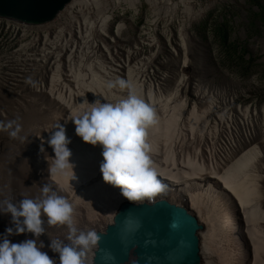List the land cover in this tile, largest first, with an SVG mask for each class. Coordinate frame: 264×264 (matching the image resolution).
<instances>
[{
    "label": "rangeland",
    "instance_id": "1",
    "mask_svg": "<svg viewBox=\"0 0 264 264\" xmlns=\"http://www.w3.org/2000/svg\"><path fill=\"white\" fill-rule=\"evenodd\" d=\"M118 2L122 4L120 9L117 10L120 14L118 22L124 20L127 23L129 36L131 37L129 40L124 35L125 24L114 22L107 12L111 5L114 7L111 10H116L111 0L77 1L78 8L84 9V13L89 9L94 11V8L100 11L98 26L95 22H91L90 29L86 32L89 34L88 39H92V45L89 44L87 50L83 49L81 52L78 49L73 50V47L77 46L76 42L82 43L81 40L80 42L76 40L84 32L81 24L80 28L65 24L64 30L66 32L56 31L54 34H48L49 38L46 40L43 35L39 34L41 33L39 30L29 29L28 26L23 27V25L17 31L6 28V26L0 31V80L2 78V84H0V125L6 126L9 121H15L20 125L16 137L9 135L12 129L1 128V126L0 135L7 133L19 145L24 143L25 140L38 142L36 146H33L31 154L27 149L21 150L18 146L16 152L18 159L10 162L8 167L19 172L25 164L24 158L26 156L34 157L38 166L41 167V159L45 154L49 153L51 156L54 154L52 148L47 144L51 132L49 136L43 134L48 129V123L51 122V119L60 117L59 123L64 125L66 117L54 113L52 118L46 113V107H36L43 103L47 97L46 92L44 89L36 92L32 88V82L25 78L33 75L34 70H38L39 74L44 71L48 76L50 75L49 69H45L43 65L47 63H41L39 59L30 56L36 55L33 53L42 50L44 45L52 47L50 41L54 39L53 36L63 37L65 34V38L61 40L62 42L59 41L53 44L55 45L53 57H56L58 53V62L62 65V75L67 72L66 76H71V74L73 76L75 75L74 69L78 73L77 67H80L78 61H81L83 55L86 56L83 61H88V65L93 68L99 64L100 60H103V62L109 60V64L115 67V75L122 79H124L126 73L121 66L125 65L128 68V66L132 67L138 63L146 66L144 76H153L156 79L161 76L157 88L147 97V103L151 105L155 113V123L147 129V151L152 166L156 169L162 184L161 191L154 198L162 197L165 188H173L176 190V196H171L170 199L174 202L183 203L197 216L208 248L203 264H217L215 262L216 242L220 239L221 232L224 229L228 230L235 238L239 247L249 248L248 264H263L264 241L259 236L264 231V222L256 220L255 211H252L251 214H245L242 218L237 212L238 206L260 200L257 199L261 197L259 186H232L228 181L211 180L208 178V174H205L201 167L196 164L198 158L208 156V151L205 150L208 146H201V133L203 130L201 120L214 103L213 83L215 80L216 83H220V73L216 74V78H212L211 81L200 80L197 84V90L205 95L206 100L192 112L187 133L180 134L175 129L174 114L180 102L178 87L183 80L185 64L184 60L174 59L181 54L179 49L181 42L184 52L190 49L195 31L204 44L208 43L210 45L209 48H211L213 56L209 60L213 61L212 64L222 71L227 70L231 77L240 79V83L243 81L245 87L239 90L246 91V101L253 104L264 102V0H247L245 6L237 1L240 5L235 7L226 6L222 3L209 4L206 12H204L206 14L198 22L192 23V28L191 24L185 23L190 18L188 16L190 12L182 4L177 8V11L170 6L164 7L162 11L158 8V12H161L160 19H158L159 17L155 16L157 14L156 6H154L157 3L156 0H120ZM255 5H259L260 9L255 8ZM80 14L78 17L84 16L81 12ZM177 14L183 15L182 20L184 21L179 20L176 17ZM72 18L70 21L73 20ZM73 24L75 25L77 22ZM74 37L76 39L72 40ZM117 41L125 43L115 49V45L119 43ZM113 42L115 44H111ZM139 42L141 44L136 46ZM69 65H73L75 68L73 69ZM23 66H32V71L24 75L23 73L28 71L24 70ZM90 71L93 73L92 69ZM138 71L135 70L134 74ZM205 76L210 77L209 73H205ZM229 90L230 88L226 87L223 93L225 94ZM238 99H236L237 103H242V100ZM220 100L215 105L218 111L221 107L219 105ZM31 111L32 113H30ZM25 115H28V118L31 119L28 124L23 123L26 118ZM242 115L248 116L247 109L242 110ZM217 119L224 127L227 126V119L221 121L222 118H218L215 113L210 120V125L213 126ZM232 120H235L234 116H232ZM218 121L215 127L218 125L216 129L219 131L221 124H218ZM228 121L231 124L230 120ZM251 123V127L255 125L254 121H251ZM33 124L35 125L33 126ZM233 125L235 124L233 123ZM25 126H33V128L21 132ZM36 126L41 135L37 133ZM70 126L73 128L75 125L72 123ZM14 127L15 125H13ZM64 127L66 131H69L65 125ZM207 128L208 126L205 130ZM231 129L232 132L235 130L234 127ZM258 136L261 137V147H264V132L258 134ZM79 138L73 129L70 140L72 144H78V146L75 151H71L72 156L70 158H72V162L78 159L81 168H84L87 172L90 171L89 169L95 158H91L89 155L92 151L89 152L91 146L87 145L80 149ZM82 142L84 141L82 140ZM36 148H38L37 152L35 151ZM41 148H43V151H41ZM261 152L264 155V150H261ZM154 163L156 165L160 164V166L157 168ZM74 165L77 166V162ZM175 168L185 169L200 176L193 178L194 181L181 180L176 182L175 185L162 180L161 177L166 174L167 170L174 172ZM74 169V171H78V167ZM251 170L252 168L246 169L245 172L249 173ZM262 180L264 182V179ZM99 183L100 179L89 185L86 191L84 190L83 196L91 198L86 208L96 207V196H93L92 189H95ZM73 186H71L72 190ZM68 190L70 189H67L66 192ZM66 192H63L61 196H64ZM76 199V197H71L69 203L73 204ZM254 208L256 209V206ZM76 210L77 208H73L72 213L75 214ZM77 224L74 225L77 227ZM65 226L55 225L54 227L56 232H60L65 230ZM240 255H243L241 250Z\"/></svg>",
    "mask_w": 264,
    "mask_h": 264
},
{
    "label": "trees",
    "instance_id": "2",
    "mask_svg": "<svg viewBox=\"0 0 264 264\" xmlns=\"http://www.w3.org/2000/svg\"><path fill=\"white\" fill-rule=\"evenodd\" d=\"M118 1L120 0H111V2L115 5L116 10H111L114 8L111 5L107 12L111 15L114 22H122L125 24L126 28L124 30V35H126V38L129 40L131 37L129 36L127 23H125L124 20H119L118 22L120 14L117 10H119L122 5ZM211 4H215V2H212ZM208 5L203 9L200 15L195 13H192L191 16L188 15L190 18H193L190 19L188 17L189 20L185 23H188L189 25L191 24L192 28L193 24L198 22L200 18L206 14H204V12H206ZM154 6H156L155 9L157 13L155 16L160 19L161 12H158V8L160 10L161 8L156 4ZM74 10L77 16V24L75 25L73 23H64L61 25L49 23L45 25H28V27L29 29L32 28L39 30L41 32L39 34L43 35L46 40L49 38L48 34H54L56 31H65V24H69V26H77L78 28L82 25L84 32L80 34L79 39H76V37L72 39H76L79 42L81 40V44L76 42L77 46L73 47V50L78 49L81 52L83 49H86L89 44L92 45V39H88L89 34L86 32L90 29L91 22H95L96 26H98L100 22L98 20L100 11H97L94 8V11L89 9L84 13V9H79L77 4L75 5ZM80 12L84 14L85 18H83L84 16L78 17V15H81ZM176 17H178L179 20L184 21L182 20L183 15L177 14ZM23 27L26 26L23 25ZM53 37L54 39L50 41L52 42V47L44 45V48L40 50L41 52H35L33 54L36 55L30 56L35 59H39L41 63H47L43 65L45 69H49L48 71L50 72V75L48 76L44 71L39 74L38 70H34L35 72L33 75L26 77L25 79L32 82V88H34L36 92H40L43 89L46 92L47 97L43 103L40 104V106L37 105L36 107H46L47 112H45L52 118L54 113H58V116L62 115L63 117H66L64 125L67 130H69L66 131V135L69 138L71 137L72 130H75V126L73 128L70 126V124L73 123L71 120L72 114L78 108L87 106L81 105V102L84 100H87L89 103L94 102L97 99L101 100V102H107L106 100L109 102H116L119 99L125 98L131 90L147 102L148 95H151L153 91H155L157 84L161 80V76L157 79L153 76H144V69H146V66L141 63L132 67L128 66V68L123 65L121 67L126 73L123 79L126 81V86L122 88L118 84L114 83L118 79L122 78L115 75V67L112 66V64H109V60L108 62L100 60L99 64L95 65V68H93L88 65V61H83L85 60L84 57H86L83 55L81 61H78V65H80V67L77 65L78 73L75 72V67L73 65H69V67L74 69L75 75L72 76L71 74V76H66L67 72L62 75V65L58 62V53L56 54V57H53L55 49V45L53 44L59 41L62 42L61 40L62 38H65V34L63 37L56 35ZM66 39H64V41H66ZM117 42L119 43L118 45H115V49L125 43L123 41ZM111 44H115V42ZM140 44L141 42H139L136 46H139ZM209 47L210 45L208 43L204 44L202 39L196 35L195 31L193 43L191 44L190 49L184 52L183 44L182 42L180 43L179 49L181 54L174 60H184L185 65L183 70V80L178 87V97L180 102L178 103L174 114L175 129L180 134L187 133L192 112L197 107H200L206 100L205 95L197 90V84L200 80L211 81L212 78H216V74L220 73V83H216V80L213 83L215 92L214 103L204 114L201 120V124L203 126L201 133V146H208L205 149L208 151V156L198 158L196 164L198 167H201L205 174H208V178L211 180L228 181L232 186L249 187L258 185L261 197L257 199L260 200H255V202H248L244 205L238 206L237 212L240 218H242L245 214H251L252 211H255L256 220L264 222V182L262 180L264 179V155L261 152V150H264V147H261V137L258 136V134H262L264 132V102L253 104L252 102L246 101V91L244 92V90H239L244 89L245 87L243 81L240 83L241 80L234 78L233 76L231 77L227 70L222 71L217 66L213 65V61L209 60L212 59L213 56L211 48ZM84 65L86 66L83 67ZM23 69L28 71L23 73L26 75L32 71V66H23ZM80 69L83 73H81ZM91 69L93 70V73L90 71ZM135 70L139 71L134 74ZM205 73H209L210 77L207 78ZM81 74H83V76H81ZM109 83H113L114 86L109 88ZM0 84H2V78L0 80ZM226 87H229L230 90L224 94L223 91ZM188 92L189 94H187ZM238 98L242 100V103H237L236 99ZM218 100L221 101L219 104L221 105V107H219V111L215 106ZM243 109H247L248 116L242 115ZM30 113H32V111ZM214 113L218 116V118H222L221 121L227 119V126L225 127L217 119L218 124H221L219 131L216 129L218 125L215 127L217 121L213 123V126L210 125V120L212 119ZM232 116L235 117V120H232ZM24 117L26 118L23 123L28 124L31 122L28 115H25ZM59 118L60 117H56L53 120L51 119V122L48 123V129L45 134H43L44 136H49L50 131L55 130L53 127L59 123ZM204 119L206 120L205 122L203 121ZM228 120H230L232 126L235 128L233 132L231 129L233 127L229 124ZM251 121H254L255 123L252 127L250 126V124H252ZM233 123L235 125H233ZM34 125L35 124H33V126ZM0 126L1 128L5 127V125L2 124ZM33 126H25L21 132H26L27 129H31ZM206 126H208L207 130H205ZM35 129L37 130V126ZM37 133L40 134L39 131ZM77 137L79 138V136ZM79 139L80 149L87 145L91 146V148H89V152L91 150L92 151L89 155L91 158L94 157L95 159L93 161V165L89 169L90 171L85 172L86 170L84 168L82 169L81 164L78 163L79 160L75 159V162L73 161V163L77 162L78 164L77 166L74 165V168L78 167V171H74L75 174L69 172L67 175L61 173L50 175L48 167L49 164L52 163L54 154L51 156L49 153H46L41 159V167L38 166L34 157L26 156L24 158L25 164L19 172L11 170L8 165L13 160L18 159L16 153L17 147L20 146L21 150L27 149L29 154H31L33 146H36L38 142L25 140L24 143H20L19 145L18 142L12 139L7 133L0 135V200L7 198L15 202L20 200L22 195L34 198L39 197L41 194L40 189L44 184H48L50 189L55 190L58 195H61L63 192H66L67 189H70L67 191L69 193L66 192L63 197H65L68 201H70L69 199L71 197L77 198L73 204L71 203L72 208H77L75 214L72 213L73 223H78L77 227L84 230L91 217L106 205L109 198L115 193L121 191L118 187L105 182L102 178V173L100 171V162L103 159L101 155L102 146H93L89 143L82 142V138ZM77 146L78 144L72 143L68 145L71 151H75ZM36 150H38V148H36L35 151ZM154 166L158 168L160 164L156 165V163H154ZM251 168L252 170L249 173L245 172L246 169L248 170ZM255 169L257 170L256 172ZM186 172L187 174H185ZM166 174L170 177L168 182L171 185H175L176 182L181 180L194 181L195 179L193 178L200 176L196 173L178 168H175L174 172H169L167 170ZM16 175L17 177H15ZM99 179L100 183L95 189H92L93 196H96V207L92 209L86 208L90 203L91 198L83 196V192L84 190L86 191L89 185ZM72 185H74L73 190L71 189ZM255 206L256 209L254 208ZM42 218L45 221L47 219L45 216H42ZM44 226L46 231L39 238L29 232L21 234H16L14 232L8 236V239L13 243H19L26 239H36L38 245L40 242H43L44 247L41 250L47 252L50 257L55 258L57 264H59V254L52 252L48 245L51 239L65 240L68 235V228L65 226V230L56 232V228L54 226H49L47 224ZM8 227H13L11 223V215L0 213V234H6L5 230ZM259 238L264 241V231L261 233ZM240 250L243 252V255H240ZM215 254V262H217V264H248L250 250L249 248L243 249L239 247L235 238L228 230L224 229L221 232L220 239L216 242ZM88 260V255H86V261L88 262Z\"/></svg>",
    "mask_w": 264,
    "mask_h": 264
},
{
    "label": "clouds",
    "instance_id": "3",
    "mask_svg": "<svg viewBox=\"0 0 264 264\" xmlns=\"http://www.w3.org/2000/svg\"><path fill=\"white\" fill-rule=\"evenodd\" d=\"M120 87L126 81L114 82ZM109 83L108 87H113ZM101 102L97 99L86 107L78 108L72 114L75 133L93 146H102L100 171L105 182L118 187L121 194L132 202L151 199L161 191L162 184L156 169L148 155L146 143L147 129L155 123V113L149 103L134 91L116 102ZM13 125L15 127L13 128ZM5 129H12L9 135L16 137L20 125L9 121ZM50 131L47 144L54 152L49 164L50 175L74 172L71 161L70 138L63 124H56ZM43 151V148H41ZM39 197L23 196L18 201L0 200V213L10 214L13 227L0 234V264H57L55 258L42 251L36 239H26L13 243L8 236L25 232L39 238L45 233V224L49 226L66 225L68 235L65 240L51 239L48 247L59 254V264H87L86 254L99 240L94 230H82L73 223V208L69 201L58 195L48 184L42 185ZM46 216V221L42 218Z\"/></svg>",
    "mask_w": 264,
    "mask_h": 264
},
{
    "label": "water",
    "instance_id": "4",
    "mask_svg": "<svg viewBox=\"0 0 264 264\" xmlns=\"http://www.w3.org/2000/svg\"><path fill=\"white\" fill-rule=\"evenodd\" d=\"M72 0H0V18L40 25ZM201 225L183 203L159 197L124 202L99 235L95 264H201Z\"/></svg>",
    "mask_w": 264,
    "mask_h": 264
},
{
    "label": "bare ground",
    "instance_id": "5",
    "mask_svg": "<svg viewBox=\"0 0 264 264\" xmlns=\"http://www.w3.org/2000/svg\"><path fill=\"white\" fill-rule=\"evenodd\" d=\"M77 1H80V0H72L66 6V8L58 14L56 19L49 22V23H53L55 25H61L64 23L76 22L77 16L75 14L74 7L77 4ZM189 1H191L190 2L191 4L190 3H187V4L183 3L182 4V2H184L183 0H173V1L172 0H157L156 5H158L160 8H162V6H163V8L170 6L172 8H175L177 11V8L180 6V4H182L190 12V15L192 13L200 15L202 13L203 9L208 5V3H207V5L206 4L200 5L196 2H194L193 0H189ZM71 18L73 19L72 21H70ZM18 23H20V22H18ZM49 23H47V24H49ZM22 24L25 26L30 25V24H25V23H22ZM40 25H45V24H40ZM161 178H162V180H166V181L170 180V177H168L167 174H164ZM175 193H176L175 189L168 187V188L164 189V192H162V194H163L162 197L171 200L170 197L176 196ZM124 202H132V201H129L127 198H125L121 194V192H117L114 195H112L109 198V200L107 201L106 205L99 212H97L95 215H93L91 217V219L86 224L84 230L91 229V230L96 231L97 229H103L108 223H110V222L112 223L113 218L118 213L119 208L121 207V205ZM199 237H200V244H201V264H203L208 248H207V241H206V239L203 235V232H202V227L199 231ZM94 251H95V246H93L87 252L88 258H89L87 264H95L96 261L94 258Z\"/></svg>",
    "mask_w": 264,
    "mask_h": 264
},
{
    "label": "built area",
    "instance_id": "6",
    "mask_svg": "<svg viewBox=\"0 0 264 264\" xmlns=\"http://www.w3.org/2000/svg\"><path fill=\"white\" fill-rule=\"evenodd\" d=\"M184 2H182V4H187V3H190L191 1L189 0H183ZM194 2L200 4V5H204L207 3L208 4H211L212 2H215V4H224L226 6H232V7H235L237 5H240V3H238L237 1L241 2L242 4L247 5V0H193ZM191 4V3H190ZM214 4V5H215ZM212 6V5H211ZM260 6L259 5H255V8H259ZM263 7H264V4H263ZM260 9V8H259ZM209 11V10H208ZM243 16V14H242ZM244 17V16H243ZM237 19L239 18L238 16L236 17ZM23 24L21 23H18V22H15V21H11V20H7V19H2L0 18V31L3 30V27L6 26V28H11L13 30H19L20 28H22ZM264 28V27H263Z\"/></svg>",
    "mask_w": 264,
    "mask_h": 264
},
{
    "label": "crops",
    "instance_id": "7",
    "mask_svg": "<svg viewBox=\"0 0 264 264\" xmlns=\"http://www.w3.org/2000/svg\"><path fill=\"white\" fill-rule=\"evenodd\" d=\"M157 1V0H156ZM163 8V7H162ZM162 8H161V10H162Z\"/></svg>",
    "mask_w": 264,
    "mask_h": 264
}]
</instances>
